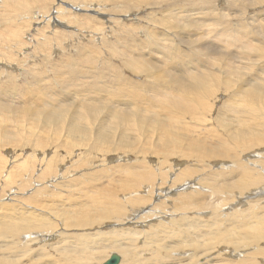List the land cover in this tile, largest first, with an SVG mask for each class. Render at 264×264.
Here are the masks:
<instances>
[{
    "label": "rangeland",
    "instance_id": "rangeland-1",
    "mask_svg": "<svg viewBox=\"0 0 264 264\" xmlns=\"http://www.w3.org/2000/svg\"><path fill=\"white\" fill-rule=\"evenodd\" d=\"M130 1L0 0V102L1 99L4 101L1 102L4 104H0V205H6L0 211V233L4 226L10 224V220L18 219L20 221L19 214L16 216L17 209L20 211L24 210V214H28L27 216L32 211V213L47 215L45 213L47 210L40 208L38 200L42 202L41 205L44 204L48 207V211L52 215H55V217L51 215L52 225L47 230L52 231L53 229L51 228L55 226L58 234H71L72 232L94 234L97 231L107 232L111 227L114 229L119 228V230L127 228L142 230L143 228L139 224L142 221L139 220V217L147 213L151 214L152 203L153 205L159 203L161 206L163 204L166 206L165 209L170 208L169 210L172 211V201L174 197L177 198V189H172L169 193V198L164 195L166 191H163V194L159 191L157 197H153L154 202H152L151 197L147 196V191L143 190L144 185H141V190H138L139 194L137 192V195L143 193L144 196H147V198L145 197L147 201L142 206L143 209L141 211L131 212V217L126 223L118 226L114 222L108 221L99 226L86 228V230H78V232L77 229H63L60 227L63 221H65L64 224L69 222V219L61 216L62 210H64L62 208H65L63 203L67 205L70 203L82 205L81 201L85 198L84 194L86 196L87 188L90 191L89 193L94 195L99 194L101 191L106 192L108 189L107 194L111 188H117L118 185L114 181L118 182L120 177H118V172H113L114 175L112 176L111 170H118L119 167L126 164L141 166L144 162V165L154 168V173L156 171L159 173L162 166L166 167V171L169 170L167 171L168 173L171 171L169 177H172V174L174 176L178 173L179 168V170H182L186 166L193 164V162H189L190 164L185 162V164L184 160H179L175 156L172 157L173 159H166L167 165H162V159L153 156L151 153L143 156L131 151H127V153L116 151L117 146L115 144L118 143V137H120L116 128L117 121L112 124L107 121L108 126L103 125L101 118L103 119L104 116L100 115L92 118L89 109L86 108V104H94V100L99 97L101 91H105L107 96L105 94L103 96L105 95L104 97L108 98L116 95L119 91L125 90L137 95L139 99L136 104H131V108H139L141 105L148 104L149 101L143 99L144 94L155 95L157 86H152L151 81L153 80L141 68L137 67L140 64L133 66V70H131L126 68L125 63L131 59L136 61V56L139 58L141 56H149L150 58L141 57L142 61L138 57L137 59L141 63L144 60V62H151L156 65V68L160 65L159 68L168 75L174 72V69L169 66L175 67L179 73L184 72L185 70L181 63H175V65L170 63L169 59L164 58V54L177 55L178 62L191 61V58H187L185 55L191 56V53H188L190 49L185 44V34L191 29L182 26L187 23L191 25V20L199 24L194 30L200 34H206L200 40L204 39L202 42H212L215 46L214 48L217 49L219 47L222 49L223 46H226L223 44L226 38L233 39L232 41L238 45L244 42H252L255 39L259 47L262 46L260 44H264V40L259 36L257 37L261 30L264 32V0ZM58 11L63 12L60 13L62 17L58 14ZM175 16L184 21V24L181 25L183 28H178L175 23ZM199 45L200 43L195 44L193 48H197ZM232 49L234 50L232 47L228 48L230 58L238 54L231 52ZM222 54L224 55L223 52ZM259 54L264 53L260 51ZM126 58L127 60H125ZM198 58L207 62L205 66L213 67H209L211 72H213L212 69L215 68L216 61H214L213 66V63L209 65L213 61L208 60V62L205 56L201 55ZM225 59H227V56ZM217 61L219 62L218 65L220 64L224 68V61ZM254 63L256 64L252 66L250 64L248 66L249 69H246V71L245 69L242 70L243 77L249 80L255 78L262 80L264 57L259 64H257L255 59ZM240 66L247 65L241 64ZM134 67L135 69L137 68V71ZM237 78L232 76L233 81L230 78L228 80L230 84H226L223 75H219L216 80L210 81V86L214 84L218 89L212 90V94L211 92H206V94L202 92L197 100L190 98L192 105L196 107L201 104L211 105V111L209 110L208 114L210 116L207 115V118L211 117V119L218 118L228 104L245 106L247 92L239 89L242 84L240 83L241 80L238 81ZM182 81L187 83V80H183V78ZM180 86L184 91L179 86H169V90L175 91L176 95L181 96L182 99L190 96L187 85ZM66 96H68V99L65 98ZM28 98L29 100H27ZM55 99H57L56 102ZM31 100L35 104H32L33 101ZM116 100L117 98H109V102H115ZM125 100L129 101V99ZM29 101L31 102L29 103ZM59 103H63V107ZM100 104L105 107V112L104 110L103 112L106 115L105 120H107L110 110L108 108L112 104ZM262 107L264 109V106ZM227 108L232 109L231 107ZM234 115L231 114V117ZM59 116H62V118ZM79 117L82 118L79 120ZM74 119L77 120L75 121ZM111 119L113 120V118ZM230 122L235 124L232 120ZM72 123L77 127L75 133L67 132L68 128L73 125ZM216 124L217 122L214 123V126ZM98 126L99 132L109 129L107 131H109L108 136H110L111 142H99L100 140L96 138L98 128H95ZM127 136L130 138L135 135L128 134ZM106 146L111 147L106 148ZM263 152L261 151V153ZM219 162L222 161H213L212 165L214 166L206 163L205 166L207 165L214 169L216 165L220 164ZM169 164H172L170 166L172 169L168 166ZM45 168L51 169V175L47 173L44 174L43 179L39 178L40 172L42 173ZM9 172L10 177L5 180L4 177ZM119 175L121 174L119 173ZM169 177L166 178L167 185L162 186L161 189L168 187ZM88 180L92 182L89 183ZM110 180L113 183H110ZM79 183H82V185H79ZM88 183L91 185L87 186L86 184ZM155 183L159 185L158 180ZM186 184H188L187 187L194 186L196 181L190 179ZM263 189L257 190L255 193L259 206H257L254 214L260 215L264 213V199L259 197V192ZM46 190L50 192L48 193ZM93 191L96 192L94 193ZM188 191L191 192V187L187 188ZM102 193L105 195L104 192L99 195H102ZM30 197L36 200V202H33L35 204L30 202ZM204 197L206 200L214 199L209 194H205ZM120 198L125 200L122 196ZM246 200L249 202L255 199L249 198ZM239 202V199L234 201L233 205L223 208L221 212H224L227 216L229 213L237 211ZM72 204L69 210H71ZM251 204L254 205L255 203L250 202ZM90 205L91 201H89ZM240 207L239 212L243 213L246 211L240 215V217H243L247 214L248 207L246 205ZM205 212H201V215H208L207 217L209 218L206 217V219L210 220V216H212L209 213L210 210L208 209V213ZM5 214L7 215V221L1 217ZM187 215L193 216L190 213H187ZM175 216L178 218L177 214ZM162 217L159 219L149 218L148 222L145 223L147 226L145 225L144 230H148L150 225L159 223V221L164 220L163 223L165 222L166 224V219L171 216ZM227 221H233V219L229 217ZM62 226L64 225L62 224ZM44 233V230L38 233L31 232L33 237H35V234L39 235L37 236L38 240H32L33 242L27 237L24 238L23 235L15 238L18 239L17 245L19 247L17 249L30 247L32 250H38L40 247L45 246L50 254L53 255L54 252L50 246L57 247L60 237L52 234L48 236L50 239L46 241L47 237L43 236ZM262 239L263 243L261 246H264V237ZM233 248L232 246L227 249L225 247L224 249L222 248L223 250L226 249V251L217 258V260H223L219 264L231 263V261L236 262V260L242 261L244 258L250 257V254H247L249 252L248 249L234 252L235 248ZM261 249L264 250V247ZM111 252L113 254L119 253L111 250L107 255L110 256ZM256 257L255 260L259 264H264L263 256L257 255ZM40 259L43 261L42 258ZM206 260L208 261V258ZM217 260H211V264L217 263L215 262ZM103 263L104 260L100 261L99 264Z\"/></svg>",
    "mask_w": 264,
    "mask_h": 264
},
{
    "label": "bare ground",
    "instance_id": "bare-ground-1",
    "mask_svg": "<svg viewBox=\"0 0 264 264\" xmlns=\"http://www.w3.org/2000/svg\"><path fill=\"white\" fill-rule=\"evenodd\" d=\"M129 2L131 1L129 0ZM61 12L58 11V14L60 15ZM178 16L174 17L178 28L185 26L187 29H191V32L189 31L190 33L188 32L185 34V44L188 45L190 49L188 53H191V56L185 55L187 58H191V61L178 62L177 55L168 53L164 54V58L169 59L171 61L170 63L174 65L175 63H181L185 71L179 73L175 67L169 66L174 69V72L168 75L159 68L160 65L157 64L158 68H156V65L151 62H144V60L141 63L137 59L138 56H136L137 62L131 59L125 63V66L133 70V66L140 64V66L137 67H139V69L141 68V70L153 80L151 81L152 86H157L155 95L150 96L144 94L143 99L149 101L148 104L141 105L139 108H131V104H136L139 99L137 95L127 90L119 91L116 95L110 96L111 98H117V100L115 102H109L110 97L105 98V91H101L99 97L94 100V104H86V108L89 109L92 118L100 115L104 116L103 119L101 118V120H103L101 122L103 125L108 126L106 123L107 121H109L110 124L117 121L116 128L120 137H118V143L115 144L117 146L116 151L122 153L131 151L137 155L143 156H147L151 153L153 156L162 159V165H167L166 159H173L172 157L175 156L178 157L179 160H184V163L193 162V164H187L188 166L182 170H179V168L177 171L178 173L174 176L172 174V177H169L171 171L168 173L167 171L169 170L166 171V167L162 166L159 173L157 171L154 173V168L148 167L146 164L144 165V162L141 166L126 164L119 167L118 170L110 169L112 173L118 172L117 174L120 179L118 182H114L119 188L118 186L117 188L112 186L113 188H111L110 192L107 194L106 192L108 189L106 192L101 191L105 193V195L102 193V196L99 195L101 192L97 195L89 193L90 191L86 187V196L84 194L85 198H82V205L78 203H70L69 205L63 203L65 208H62L64 210H62L63 215L61 214V216H64L65 219H69V222L64 224L65 221H63L62 224L64 226L60 224V227L63 229H77L78 232V230H86V228L96 225L99 226L108 221L114 222L115 225L120 226L126 223V221H129L133 212L143 209L142 206L147 201V196H150L152 202H154L153 199L157 197L159 191H161V194H163V191H166L164 195L168 197L172 189H177V198L172 195L174 197L172 201V211L169 210L170 208L165 209L166 206L163 204L161 206L159 203L155 205L152 203L151 205L153 207L151 209L149 208L151 214L147 213L139 217V220L142 221L139 223L140 227L143 228L142 230H135L133 228L119 230V228L114 229L111 227L107 232L97 231L94 234L73 232L71 234H58V231H56L57 227L55 226L51 228L53 229L52 231L47 230L52 225L50 220L52 214L48 211V207L44 204V206L41 205L42 202L38 200L37 202L40 208H45L47 210L45 212L47 215L37 214L36 212L32 213V211L30 215L27 216L28 214H24V210L20 211L17 209L16 216L19 214L20 221L18 219L10 220V224L2 228V232L0 233V264H99L100 261L104 260L105 262L109 259L108 257L113 253L111 252L112 254L110 256L107 254L111 250L119 252L116 253L120 257L119 264H211V260H217L229 246L235 248H233L234 252L248 249L249 252H246L250 254V257L244 258L242 261L236 260V262L231 261V263L226 262L223 264H259L255 258H257V255L264 257V250L261 249L264 247L263 245L261 246L263 243L262 238L264 237V213L258 215L254 214V211L257 206H259L255 193L257 190L264 188V152L261 153V151H264V109L262 107L264 106V73H262V80L256 78L249 80L243 77L242 70L245 69L246 71V69H249L248 66H250V64L251 66L256 64L254 63V59L257 61V64L260 63L264 54H259V52L262 51L264 53V44H260L262 46L259 47L255 39L252 42H244L238 45L236 42L232 41L233 39L226 38L223 42L226 46H223L224 49H220L219 47L218 49L220 50H218L214 48L215 46L212 42L208 43L202 42L204 39L202 41L200 40V38L204 37L206 34H200L194 30L199 24L191 20V25L190 23L185 25L184 21H181ZM62 19L64 20V18ZM258 36L264 40V32H262V30L258 33L257 37ZM189 38L193 39L190 40ZM227 41L230 42L227 43ZM198 43H200L199 47L193 48L195 47L194 45ZM230 47L234 48L231 52L238 53L233 58H230V52L228 50ZM201 55L205 56L207 61H213L210 62L209 65L213 63L214 66V61L217 62L215 68L212 69L214 73L209 69L211 66H205L207 63L206 61L198 58ZM226 56L227 59H225ZM236 59H238V61H236ZM125 60H127V58ZM140 60L142 61V59ZM217 60L220 62L224 61V68L220 66V64L218 65L219 62ZM161 64L163 65L162 62ZM241 64H246L247 66H240ZM135 70L137 71V68ZM221 74L226 84H230V82H228L230 78L231 81H233L232 76L234 78L235 76L238 77V81L241 80L240 83L242 85L238 86L240 90L247 92V102L245 106L228 104L227 107H231L233 110L226 107L218 118H207L210 116L208 114L209 110L211 111V105L201 104L196 107L192 105L193 103H191L190 98L197 100L200 98L202 92H205V94L206 92H211L212 94V90H217L218 88L214 84L210 86V81L216 80ZM182 78L183 80H187V83L183 82ZM180 85H187L190 96L182 99L181 96L176 95L175 91L172 92L169 90V86L181 87ZM103 94L105 95L103 96ZM67 97L68 96L65 98ZM34 98L36 97L34 96ZM125 99H129V101L127 102ZM27 100H29V98ZM31 101H29V103ZM56 101L57 99H55V102ZM1 102L4 101L1 99ZM1 102L0 104H4ZM100 103L105 105L112 104V106L108 108L110 110L107 120H105L106 115L104 114L105 107ZM32 104H35V102L33 101ZM59 104L62 105V107L64 105L63 103ZM83 105L85 106V104ZM102 112L103 114H101ZM231 114L235 115L231 117ZM46 116L49 117L48 115ZM59 117L62 118V116ZM81 118L82 117H79L78 119L80 120ZM111 118H113V120ZM230 120L234 121L235 124H231ZM216 122L217 124L214 126ZM95 128H98L96 138L100 140L99 142L109 143L112 141L110 140V136H108L109 131L107 130L109 129L99 132V126ZM76 130L77 127L73 124L68 128L67 132L71 131L75 133ZM128 134H134L135 136L128 138ZM110 147L106 146V148ZM213 161L222 162H219V165L215 164L216 168L214 169H211L207 165L205 166L206 163L212 165ZM171 165L172 164H169L168 166L170 167ZM208 168L209 170H207ZM47 173H51L50 168H45L42 173L40 172L38 177L42 178L44 174ZM119 173L121 175H119ZM113 175L114 173L112 176ZM8 177H10V172L4 177L5 180H7ZM108 177L109 175L107 179ZM167 177L170 178V180L168 179V187L161 189L162 186L167 185ZM190 179H194L196 184L194 186H189L191 187V192H187V188L189 187H187L188 184L186 183L188 180L190 181ZM157 180L159 185L155 183ZM88 182L90 183L92 181L88 180ZM82 183H79V185H82ZM89 183L86 185L90 186L91 184ZM110 183L113 182L111 181ZM141 185H144L143 190L147 191V196H144L143 193L137 195L138 190H141ZM46 192L49 193L50 191L46 190ZM93 192L95 193L96 191ZM205 194L213 196L214 199L206 200L204 197ZM120 196L125 200L121 199ZM259 197L264 199V189L259 192ZM90 198L93 200H89ZM249 198L255 200L248 202L246 199ZM238 199L240 202L237 211L231 212L227 216L224 212H221L223 208L233 205V202ZM212 200L214 201L212 202ZM34 201L36 202L33 197H30V202L32 204H35L33 203ZM89 201H91L90 206ZM166 201L168 202L167 199ZM250 202H254L255 204L250 205ZM71 204L73 206L71 210H69ZM245 205L248 207V212L243 217H240V215L246 212H239V209H241L240 206ZM5 206L6 205H0V211H2ZM208 209L210 210L209 213L212 215L210 216V220L206 219L208 215H201L203 211L208 213ZM187 213L193 216H188ZM176 214L178 218H176ZM58 215L60 216V214ZM166 215L171 216L170 218H165L166 224L165 222L163 223L164 220L159 221V223L150 225L148 230H144L147 226L145 223L148 222L149 218L154 217L159 219ZM52 216L55 217L54 214ZM1 217L5 218V221H7L6 214ZM229 217H231L233 221H227ZM42 230L45 232L43 236L47 237L46 241L50 239L48 236L52 234H54L53 236L60 237V241L57 242V247L53 245L50 246L51 250L54 252L53 255L50 254L45 246H39L40 248L38 250H32L30 247L17 249L19 247L17 245L18 239L15 238H19L23 235L24 238L27 237L33 242L32 240H38L37 236L39 235L35 234V237H33L31 232L38 233ZM224 247L226 248L225 250H223ZM40 258H42L43 261H41ZM207 258L208 261L206 260ZM221 260L215 261L217 262L215 264H219Z\"/></svg>",
    "mask_w": 264,
    "mask_h": 264
},
{
    "label": "water",
    "instance_id": "water-1",
    "mask_svg": "<svg viewBox=\"0 0 264 264\" xmlns=\"http://www.w3.org/2000/svg\"><path fill=\"white\" fill-rule=\"evenodd\" d=\"M119 262L120 257L117 254H112L103 264H119Z\"/></svg>",
    "mask_w": 264,
    "mask_h": 264
}]
</instances>
